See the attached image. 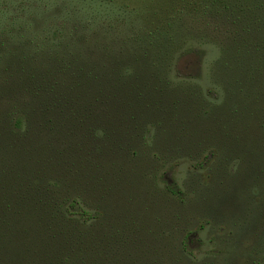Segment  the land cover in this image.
I'll return each instance as SVG.
<instances>
[{"label":"trees","instance_id":"obj_1","mask_svg":"<svg viewBox=\"0 0 264 264\" xmlns=\"http://www.w3.org/2000/svg\"><path fill=\"white\" fill-rule=\"evenodd\" d=\"M186 5L199 27L172 16L109 61L46 40L41 58L15 63L0 110V264H218L187 251L206 203L236 234H264V0ZM208 45L203 88L177 64L201 65Z\"/></svg>","mask_w":264,"mask_h":264},{"label":"rangeland","instance_id":"obj_2","mask_svg":"<svg viewBox=\"0 0 264 264\" xmlns=\"http://www.w3.org/2000/svg\"><path fill=\"white\" fill-rule=\"evenodd\" d=\"M187 1L197 0H0V110L8 104L6 91L15 73V63L30 57L41 58L46 40L61 43L66 56L79 53L83 57L87 51L91 59L109 61L107 57L112 54L123 56L120 52L127 45H142V39L149 32L163 27L172 16L179 24L187 21V13L192 21L198 20L196 13L188 10ZM200 23L199 19L191 24L199 27ZM183 39L186 44L189 42ZM206 51L201 65L193 56L177 64L180 74L201 71L199 83L203 88L210 87L207 68L216 56L213 46L208 45ZM189 169L190 164L185 162L173 170L172 180L178 188L186 182ZM198 174L203 175V171ZM203 206L205 209L196 213L197 217L189 225L190 231L196 234L187 249L191 258L215 260L218 264L224 258H228L226 264H264V234L247 231L236 234L237 227L231 217L217 218L209 211L211 203Z\"/></svg>","mask_w":264,"mask_h":264}]
</instances>
